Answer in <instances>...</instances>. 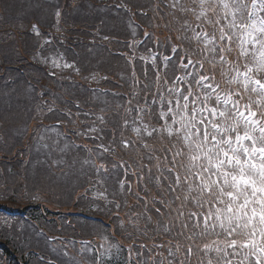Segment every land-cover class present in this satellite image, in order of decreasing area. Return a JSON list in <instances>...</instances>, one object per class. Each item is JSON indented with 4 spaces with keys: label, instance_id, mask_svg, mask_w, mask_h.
Segmentation results:
<instances>
[{
    "label": "snow or ice",
    "instance_id": "6c2138e0",
    "mask_svg": "<svg viewBox=\"0 0 264 264\" xmlns=\"http://www.w3.org/2000/svg\"><path fill=\"white\" fill-rule=\"evenodd\" d=\"M171 7L182 15L191 14L195 23L183 19L176 37L180 43L172 45V55L162 57L164 75L153 57L155 82L144 83L143 104L133 105L137 99L133 93L125 111L136 113L134 124L141 122L133 131L145 149L141 173L132 175L139 183L147 169L151 181L152 167L156 168L154 179L160 194L153 196L151 203L159 217H169L162 227L172 239L166 257L152 252L166 245L154 243L149 248L141 243L135 251L129 246L130 260L135 256L136 264H190L193 247L185 249L179 238L191 241L214 234L225 238L227 248L215 241L205 244L202 251L206 256L216 253L215 262L209 258L207 264H253L249 257L254 258V264H264V0H250V4L248 0H190L188 5L172 0ZM33 30L37 31L35 25ZM168 39L171 42V37ZM178 53L182 54L177 63ZM170 64L173 76L167 71ZM66 115L71 119V111ZM145 116L157 120L158 126L143 123ZM98 119L103 122L102 117ZM128 123L124 121L125 126ZM141 133L149 138L159 134L161 139L166 134L169 144L156 149ZM131 143L121 140L124 148ZM97 147L103 153L111 151L103 144ZM130 167L123 160L112 165L113 169L123 168L125 177ZM101 170L107 171L103 160L96 168L97 173ZM126 183L120 181L122 190ZM98 195L106 198L104 193ZM137 198L144 200L147 214L148 200L139 193ZM136 216L138 222L142 214ZM147 220L151 222L150 214ZM160 228L158 220V235ZM227 249H232L231 253ZM156 255L161 259L157 261ZM96 264H103L100 255Z\"/></svg>",
    "mask_w": 264,
    "mask_h": 264
},
{
    "label": "trees",
    "instance_id": "16d2710c",
    "mask_svg": "<svg viewBox=\"0 0 264 264\" xmlns=\"http://www.w3.org/2000/svg\"><path fill=\"white\" fill-rule=\"evenodd\" d=\"M30 1H33L38 5L36 6L37 9L40 8V10H36L38 13L42 9L51 12L55 1L58 3V8L62 7L63 18L60 27L65 37H68V39H78L75 41V43L80 50L79 53L82 72H84L83 69L88 71L90 68L99 67L98 63L96 62L86 63L82 57V52L83 54L87 53L86 48L83 45L86 44V34L89 32L88 30H91L95 24L98 25L101 30L106 32H115L121 30L119 27L120 19L118 18H116V20L104 18V20L101 21L96 17L93 19L91 18V21H87V19L82 15V13L88 12L89 7L93 4H96L97 0H47L50 4L42 3L40 0ZM123 1L134 13L133 15L139 14L140 10H145L146 12H144V14L147 15L150 13L151 8L153 7V12L151 11L152 14H150V16L146 18L145 16L139 17L142 22H140L142 26H151L153 20L154 22L159 20L157 18L156 12L157 5L162 7L161 0H152L148 3V0ZM3 8H5V6H3ZM99 10H101L99 7L95 8L97 13ZM72 16L75 17V21L72 20ZM27 20H29V23H23L22 29H20V26L17 23L12 24L11 22L6 21L11 25L10 27H12L14 34L9 36L7 33L8 30L4 31L5 33L1 36V38H5V43L4 45L0 44V204H8L9 201L14 207H18V205L14 204L15 202L11 200V198L16 199L15 197L24 196L27 193V195H32L36 190L43 199H51L46 186L35 185L34 187H30L28 180H26L28 165L35 159V156H32L26 162L27 154H30L32 145H30V142H28L29 139L26 138L24 131L31 122L36 120V115L33 112V106L38 89H36L37 87H34L33 85L38 86V88L44 91L53 89L51 83L48 81L45 70L42 67L36 65L30 59L32 49L35 44L29 31V28L33 22L30 20V18ZM41 20L44 21V27H50L53 23L52 14L45 18L43 17ZM83 21H86V23L84 24ZM36 23H39V21ZM102 55L104 54H101L98 57H101L102 59ZM104 56L106 59H108V56ZM24 60H27L28 62L26 66L23 65ZM114 65L115 64L108 66L103 65L102 68L115 75L114 70L116 67ZM14 67H18V69L27 71L28 73L26 79L21 77V73L18 72V69L15 70ZM9 72L14 74L15 77H13V79L17 80L15 84L14 82H7L8 79L6 80V76H2L3 73L8 75ZM10 79H12V77ZM75 79L79 85H82L85 88L87 87V85H85L81 79V75L76 76ZM23 88L25 89L23 92H25L28 96L26 102H24V105L21 106L20 110H11V112L16 113V115L7 117V114L11 113L6 111L5 107H2L1 103L13 101L15 97L20 96ZM54 93L59 99H66L62 93L58 91ZM88 98L89 96L86 95L85 101L88 100ZM12 130H14L15 134L19 133L20 136L15 135L16 137H11L10 135ZM6 162L9 164H5ZM25 164H27L26 168L24 167L26 166ZM42 166L43 165H39V167ZM34 189L35 191L33 192ZM31 204L35 207V204L38 203L31 202ZM60 206L68 207L62 205ZM32 215L34 216L33 219H35V221L45 222V216L49 214L46 207L40 208L38 206L35 210H33ZM31 229V227L24 225L14 226L12 224L10 225L0 222V264H41L34 254L37 252L41 253V251L37 250L38 247L36 245L31 244L32 240H34L32 236L33 231Z\"/></svg>",
    "mask_w": 264,
    "mask_h": 264
},
{
    "label": "rangeland",
    "instance_id": "374dc122",
    "mask_svg": "<svg viewBox=\"0 0 264 264\" xmlns=\"http://www.w3.org/2000/svg\"><path fill=\"white\" fill-rule=\"evenodd\" d=\"M40 1L42 3L50 4L47 0H40ZM3 6H5V8H3ZM36 6H38V5L36 3H34L33 1H30V0H0V23H4V22L6 23V20H7L8 22H11L12 24L17 23L19 25L20 23H22V26H23V23H29V20H27V19L30 18V20L33 23H36L39 21V23H36V24H38L39 27L43 26L44 21L41 19L43 17L45 18V17L51 15L52 10H51V12H48V11L42 9L38 13V11L36 12V10H40V8L37 9ZM82 15L87 19V21H91L90 20L91 18L92 19L96 18L97 13L94 9H88V12H84V13H82ZM78 17H80V16H78ZM72 20L75 21V17L72 16ZM83 23L85 24L86 21H83ZM22 26L20 29H22ZM122 26H124V25L122 24ZM32 27L33 26H31L29 28V31L34 35L37 34V31H34L33 29H31ZM41 29H43V27H41ZM7 33L9 36L14 34L13 30H9ZM1 36L2 35L0 33V44L4 45L5 38H1ZM43 36H44V40H43L42 45H45L48 43L50 38L49 37L46 38V35H43ZM18 51H19V49H18ZM84 55H88V56H84ZM82 57L86 63L95 62L97 59L96 56L91 52H88L86 54H82ZM52 58H53V56L50 57V59H49L50 65H54ZM55 58H58V56H56ZM27 63H28L27 60L26 61L24 60L23 65L26 66ZM61 63L62 62H58L56 60L55 64H57L59 66H54L52 68L59 70ZM107 63H110L108 61V59L102 58L101 62H98V65L108 66ZM17 69H18V67L15 68V70H17ZM18 72L21 73V77L26 79L27 73H28L27 71H23L21 69H18ZM33 86L38 88V86H36V85H33ZM23 91H25L24 88L22 89V93L20 94V96L15 97L13 101H10V102L7 101L4 103L3 102L1 103L2 107H5V110L11 113V114H7V117L8 116L11 117L12 115H16V113H12L11 110H15V111L20 110L21 106L24 105V102H26V99L28 96ZM44 106H45L44 102L42 100H39L37 105L35 106V108L33 110H34V112L38 113L40 109H44ZM81 112H83V109ZM15 135L20 136L19 133L15 134L14 130H12L10 136L14 137ZM32 152L36 153L37 152L36 148H33ZM56 155H58V153L54 154V157H50V158H49V156L44 155L46 157L44 159V162H42L41 159L40 160L34 159L28 165L26 180H28L30 187H32V186L34 187L35 185L46 186L48 188V192L51 196V200L54 203V205H52V207L58 206L61 209H65L64 207H61L60 204L70 205L74 201L75 196H76V193H74V192L76 190H73V188L75 186H79V182H80V180L78 178L79 172H78V170H70L68 173L62 172L60 174V176H58L56 179V175L53 174L56 171L55 167L58 163L62 164L64 162V160L61 158L60 159L55 158ZM7 163L8 162H6L5 164H7ZM10 163H12V162H10ZM25 165L26 166H24V167L26 168L27 164H25ZM39 165H43V166L39 167ZM119 182H120V180H119ZM83 227H84V225H83ZM117 228L121 229L122 228L121 224L118 223ZM84 229H90V227L86 226V227H84ZM224 239H225L224 237H219V238H216L214 241L216 242V245H218V246L221 245L223 248H227L226 244L224 243ZM31 244H34V245L39 246V247L43 248L44 250H46V246H43L40 242L36 241L35 239L32 240ZM216 245H213V247H215ZM159 253H162L163 255H165L164 252H162V250Z\"/></svg>",
    "mask_w": 264,
    "mask_h": 264
}]
</instances>
